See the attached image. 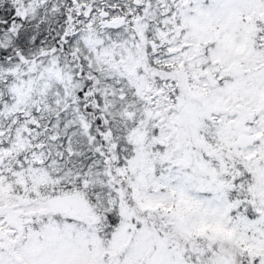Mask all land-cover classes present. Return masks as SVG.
Returning a JSON list of instances; mask_svg holds the SVG:
<instances>
[{
    "label": "snow or ice",
    "instance_id": "snow-or-ice-1",
    "mask_svg": "<svg viewBox=\"0 0 264 264\" xmlns=\"http://www.w3.org/2000/svg\"><path fill=\"white\" fill-rule=\"evenodd\" d=\"M0 264H264V0H0Z\"/></svg>",
    "mask_w": 264,
    "mask_h": 264
}]
</instances>
